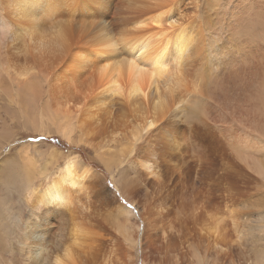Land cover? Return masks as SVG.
Here are the masks:
<instances>
[{
  "label": "bare ground",
  "instance_id": "1",
  "mask_svg": "<svg viewBox=\"0 0 264 264\" xmlns=\"http://www.w3.org/2000/svg\"><path fill=\"white\" fill-rule=\"evenodd\" d=\"M89 2L0 0V96L7 92L30 118L29 110L43 98L45 82L52 83L74 59L79 39L92 38V29L86 38L85 24L64 13L81 15L86 6L89 15L100 17L96 34L119 31L100 39L104 41L95 50L100 59L89 64L97 69L98 82L82 94L74 114L54 120L59 133L91 145L138 208L139 219L148 220L145 224L156 233L162 231L165 245L181 229L182 235L194 238L186 246L191 264H217L215 252L223 253V247L204 224L212 221L208 225L215 227L216 236L222 235L224 221L208 213L225 199L222 193L213 194V183L223 186L230 173L219 169L243 162L264 176V0H119L113 12L111 0ZM57 12L58 20L51 21ZM19 29H24L21 34ZM77 59L84 68L91 60ZM55 153L62 152L53 148L51 155ZM83 167L79 157H70L63 181L43 188L39 201L27 200L26 219L18 209L0 210V249L6 264H121L118 236L132 249L139 244L145 258L147 228L141 236L139 222L117 193L91 167ZM31 179L29 175L26 180ZM2 180L15 187L14 163L8 170L0 168ZM76 191L83 199L73 196ZM151 207L160 209V221L166 218L164 227L158 219L149 222ZM77 208H82V229L69 232L64 224L59 226ZM202 215L208 221L201 227L204 232L196 234ZM107 220L118 236L110 234Z\"/></svg>",
  "mask_w": 264,
  "mask_h": 264
},
{
  "label": "rangeland",
  "instance_id": "2",
  "mask_svg": "<svg viewBox=\"0 0 264 264\" xmlns=\"http://www.w3.org/2000/svg\"><path fill=\"white\" fill-rule=\"evenodd\" d=\"M89 1V3H92L95 0ZM118 1L119 0H111L109 7L112 12L115 10ZM82 4L87 5V3ZM79 6L80 4H76L74 8L79 9ZM81 10L83 13L81 15L72 16L66 13L64 14L67 16V19L71 21L85 24L82 28V34L86 38L92 29V38L86 42L79 39L80 44L78 45V53L72 56L75 60L70 59L65 69H61L62 72L60 71L59 74H57L59 77L54 79L52 83L50 81L45 82L42 100L33 105V107H31L32 109L29 110L31 117L26 118L24 116V112L17 107V103L13 102L11 95H8L7 92L4 91L0 96V168L5 167V170H8L9 163H14L17 175V183L14 188H8V180H6V183L4 180L0 183L1 213H9L10 211L13 213L18 212L22 216V220L26 219L30 211L27 200L33 197V199L39 201L37 195L43 188H47L53 181L62 182L65 176L67 160L72 156H76L81 159L82 167L86 165L91 167L104 178L107 186L117 193L118 200L134 214L133 216L137 220V223L139 222L138 231L141 236L144 228H147L145 235L143 234V245H145V253H143L145 258H143L142 249L139 244H137L136 248L132 249L128 241H124L115 233L110 220L104 222L110 234L118 236L117 244L120 245L121 249L120 251L118 250V253L120 252L121 255L117 254L116 256L118 258H116L119 263L191 264L190 260L192 258V253L188 255L187 253L190 252L186 251L188 243L194 240V238H191V235H188L190 241L187 242V234L183 232L182 235L180 233L181 229H179L178 232L176 230L175 234H178L168 237V244L166 243L165 245L163 243L165 240L162 238L163 233H160L162 231L159 230V233H156V230H152L148 223L147 225L145 224L148 220H145L144 223V221L139 219L138 208L135 207L133 201L118 188L114 178H111L110 173L106 170L91 145L87 143H78L76 141L77 138L73 141H69L59 133L60 128L54 120L65 113H69L70 115L74 114L73 110L78 104L79 98L86 91L89 92L92 88L91 86L98 82V77L96 75L97 69L94 68V66L90 68V66L100 59L97 55L98 51H95L97 50L96 46L98 43L104 41L100 39H108L112 36H118L119 34V31L108 33L99 32L96 34L94 24L100 20V17L89 15L86 6ZM60 13L61 12L55 13L51 21L58 20ZM46 21L49 20H43V22ZM49 23L50 22L43 24L42 27ZM67 23L70 25V33H72L73 27L68 21ZM37 26V29L41 30L40 28L42 27L39 25ZM23 30L24 29L17 30V34H21ZM230 31L233 32V30ZM228 34H230V32H228ZM74 52L76 53V50H74ZM78 57H87V59H91L86 63L88 64L86 68L83 66L79 67L81 64L77 59ZM89 64L91 65L89 66ZM249 64H251V62H248L247 66ZM258 73L260 75L261 71L259 70ZM14 110H16L15 113ZM30 120H32V124ZM41 122H43L44 126L41 125ZM44 128H47L48 131H44ZM12 139H14L13 142L8 143L5 148L7 142ZM261 144L264 145V142H261ZM11 146L13 148H9ZM52 147L62 153L51 155ZM225 156L227 160L228 156L224 154V157ZM259 157H261V159L263 158L262 155H259ZM259 157L257 156V158ZM241 163L240 167L232 163V166L228 164L229 166L225 165L222 168L223 170L219 169L221 174H228L230 172L228 174L229 176L223 179L224 181H222V184L226 182L223 186L221 185L219 187V181L216 182V184H214L215 182L213 183V186L216 185L215 188H217L216 190L213 187V194L216 192V194L222 193L225 195V199L222 200L219 206H211L210 211H208V213H217V216L221 218V220L219 219L221 223L224 221L222 223V235L216 236L217 234L214 233L216 231L215 227L211 228V225H208L212 221L208 224H204V228L206 226V229L210 231L211 239L213 240L218 237L219 244L221 242L222 245H220L224 250L221 251L223 253L215 252L217 264H248L249 262H252V264H264V176L253 171L245 163ZM218 174L219 172L215 173V177ZM6 175L7 172L5 171L4 179ZM29 175L32 176V179L27 181L26 179ZM73 196L82 198L79 191L74 192ZM219 200H221V198H219ZM143 201L146 202L145 199ZM112 207H115V203H112ZM17 209L19 211H17ZM81 209L82 208H77L75 211L69 213L62 222H59V226L64 224L69 232L75 227H83ZM159 210L160 209L157 207L150 208V212L146 215V217L149 218V222L158 219L156 222L162 224L166 221V218H164L165 221L159 220ZM110 217H112L111 214ZM207 221V216L202 215L201 220L199 219L197 221L198 224L195 226L197 230L195 232L196 234H198V231L203 227V223ZM177 225L178 224H176V229L178 227ZM160 227H164V225L162 224ZM166 230L167 229H165V231ZM184 230L185 229H183V231ZM201 232L204 231L201 230L200 233ZM207 236L209 235L207 234ZM181 238L184 243L181 242ZM157 245H160L159 248H155ZM4 252V249H0V261L6 264L8 261L6 260L7 257Z\"/></svg>",
  "mask_w": 264,
  "mask_h": 264
},
{
  "label": "clouds",
  "instance_id": "3",
  "mask_svg": "<svg viewBox=\"0 0 264 264\" xmlns=\"http://www.w3.org/2000/svg\"><path fill=\"white\" fill-rule=\"evenodd\" d=\"M235 38L238 39V40H241V37H240V35L238 34V32L235 33Z\"/></svg>",
  "mask_w": 264,
  "mask_h": 264
}]
</instances>
